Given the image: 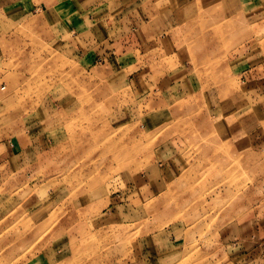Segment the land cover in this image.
<instances>
[{
    "label": "rangeland",
    "instance_id": "1",
    "mask_svg": "<svg viewBox=\"0 0 264 264\" xmlns=\"http://www.w3.org/2000/svg\"><path fill=\"white\" fill-rule=\"evenodd\" d=\"M46 20L0 17L16 39L0 104L23 139L0 165V264H239V240L264 220L258 12L245 45H185L173 90L165 66L145 77L103 53L80 65Z\"/></svg>",
    "mask_w": 264,
    "mask_h": 264
},
{
    "label": "crops",
    "instance_id": "2",
    "mask_svg": "<svg viewBox=\"0 0 264 264\" xmlns=\"http://www.w3.org/2000/svg\"><path fill=\"white\" fill-rule=\"evenodd\" d=\"M252 10L264 20V0H0V17L6 23L17 26L35 13L57 24L85 67L100 53L111 65L116 60L128 67L142 65L145 77L146 67L151 78L154 64L159 69L165 66L158 81L168 83L164 86L167 90L183 86L185 45H245L247 13ZM237 24L239 30L233 26ZM15 44L11 31H0V65L8 63ZM260 44L264 42L258 40ZM119 48L128 56L132 54V59L124 58V62L116 55ZM5 113L7 109L0 104V165L12 162L23 142L21 131L13 133L16 120H7ZM36 142L33 138L30 141L31 145ZM7 208V201L1 200L0 212ZM163 242L172 245L170 239ZM238 244L239 264H264V220Z\"/></svg>",
    "mask_w": 264,
    "mask_h": 264
}]
</instances>
